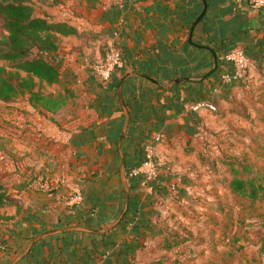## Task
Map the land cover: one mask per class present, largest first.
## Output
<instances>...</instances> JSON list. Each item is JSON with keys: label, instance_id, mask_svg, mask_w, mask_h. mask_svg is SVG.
<instances>
[{"label": "crops", "instance_id": "obj_1", "mask_svg": "<svg viewBox=\"0 0 264 264\" xmlns=\"http://www.w3.org/2000/svg\"><path fill=\"white\" fill-rule=\"evenodd\" d=\"M55 10L41 15L77 28L60 35L49 56L59 77L46 92L61 102L47 108L25 95L0 104V185L12 199L0 206V264L40 232L75 224L99 228L119 215L124 189L117 140L124 111L116 86L129 71L166 86L134 75L121 86L129 113L121 141L129 187L124 217L100 234L71 230L39 238L15 264H223L230 255L218 244L226 227L224 205L216 201L234 194L222 159L246 158L262 144L256 134L264 127V7L235 0H125L123 7L66 0ZM113 29L123 64L100 80L93 67ZM229 42L248 51L251 65L242 81L222 80L230 69ZM213 53L216 73L201 78L214 64ZM201 100L213 107H196ZM155 136L158 182L142 184L130 170ZM42 177L52 180L50 189L36 186ZM171 183L178 202L169 201ZM75 185L82 200L67 205L64 198ZM198 213L208 216L205 222ZM202 222L205 244L198 245L193 232ZM243 248L234 256L248 264L256 252ZM253 263L260 264V256Z\"/></svg>", "mask_w": 264, "mask_h": 264}, {"label": "trees", "instance_id": "obj_2", "mask_svg": "<svg viewBox=\"0 0 264 264\" xmlns=\"http://www.w3.org/2000/svg\"><path fill=\"white\" fill-rule=\"evenodd\" d=\"M32 1L0 0V27L6 31L0 38V59L7 60L11 67L15 68V71H9L0 65V100L10 101L23 96L26 92L30 103H41L44 107L55 108L61 102L60 97L35 89V79L46 85L57 81L59 68L49 56L52 57V53L57 49L59 36L76 33L77 28L66 21L52 20L35 13ZM47 1L53 5L63 3V0ZM234 47L241 48L248 57L246 49L232 42H229L226 52ZM228 65L231 69L230 62ZM217 68L218 65L211 74L216 73ZM20 71L24 72V75H19ZM225 82L231 83L232 80ZM145 157L146 154L142 155L137 167ZM222 162L228 166L230 174L228 186L233 194L251 201L264 199V172L256 170L244 157H230L222 159ZM124 171L128 176L126 163ZM132 171L133 169L130 170L132 175H141L139 181L141 183L144 174L141 172L135 174ZM148 183L155 184L153 181ZM11 200L0 185V206L8 204Z\"/></svg>", "mask_w": 264, "mask_h": 264}, {"label": "rangeland", "instance_id": "obj_3", "mask_svg": "<svg viewBox=\"0 0 264 264\" xmlns=\"http://www.w3.org/2000/svg\"><path fill=\"white\" fill-rule=\"evenodd\" d=\"M66 1V0H63ZM68 2V1H67ZM33 7L35 9V13L37 14H53L55 13V9H58L59 4H49V1L47 0H33ZM70 4V2H69ZM72 4V3H71ZM6 31L3 27H0V38L3 34H5ZM0 65L5 66L7 70L9 71H15V68L11 67L10 63L7 60L0 59ZM19 75H24V72L20 71ZM35 89H39L42 92L47 91V85L44 83H40L35 79ZM48 93V92H47ZM22 95V94H21ZM27 96L28 93H24L23 96ZM21 97V96H20ZM1 104V100H0ZM261 134L257 133L256 137L260 139L261 146H264V127H261ZM260 136V137H259ZM245 141H248V135L245 137ZM251 149V151H246L244 153V156L250 161V163L253 165V167L260 171L264 172V147ZM233 153V152H231ZM230 152H226V155H230ZM242 155V154H241ZM217 171H222V168H217ZM213 181V180H212ZM211 181V182H212ZM169 189L170 185H169ZM171 198L169 201L175 202L177 200L178 194L177 189L175 186V189L170 191ZM216 195H219L215 193ZM192 200L195 203L196 197L191 196ZM219 199L216 201L218 204L223 203V212H221V216L224 217L225 227L226 229L223 232V242L219 241L218 244L224 247H227L228 254L230 255V258L227 257L226 259H223V264H243V260H238L236 262V257L234 256L235 252L241 250L245 251L244 247H252V249L256 252V257L250 259L248 264H254L253 260L257 259V256H260V264H264V199L258 198L254 201L249 200L246 197H242L237 194H226L223 197H218ZM176 199V200H175ZM163 202V201H161ZM178 202V201H176ZM165 203V202H163ZM197 212H201L199 208L195 209ZM192 213V212H191ZM195 213V212H194ZM195 215V214H193ZM203 214L198 213L197 219L200 220V217H202L203 222L206 221L208 216H202ZM194 219V217H192ZM202 222L197 228H195V231L193 232V235L196 237L194 239H198L197 241L205 244V230L206 225ZM185 232L188 233L190 231V228H184ZM216 234H214V237ZM221 236V233L219 234V238ZM228 238V240H226ZM202 239V240H201ZM239 240L244 241L243 244H239ZM250 243V245L248 244ZM216 243H215V250H216ZM251 249V251H253ZM259 253L260 255H258ZM262 254V255H261ZM229 258V259H228ZM219 260V259H218ZM218 260H214L213 263H216ZM166 261L165 264H179V262L183 263L184 261Z\"/></svg>", "mask_w": 264, "mask_h": 264}, {"label": "built area", "instance_id": "obj_4", "mask_svg": "<svg viewBox=\"0 0 264 264\" xmlns=\"http://www.w3.org/2000/svg\"><path fill=\"white\" fill-rule=\"evenodd\" d=\"M113 2L117 7H123L125 0H108ZM236 2H246L251 7H264V0H235ZM118 31L113 29L110 37L105 45V51L101 59L95 63L94 71L100 80H107L110 78L112 71L115 68L121 67L123 64L122 51L117 42ZM225 59L230 62L231 69L222 74L223 81L238 80L242 81L246 78L248 68L251 65L250 60L244 54L239 47L230 49L225 54ZM196 107L212 108V103L207 100L198 101ZM160 139L159 136H155L153 140L146 146V157L141 165L133 169V173H143L144 178L141 181L142 184H146L149 181L158 182L159 173L157 163L155 162L152 151L154 144ZM52 180L48 177L40 178L36 186L40 189L48 190L51 188ZM171 190L175 189L174 183L170 184ZM67 205L79 204L82 200L81 189L78 186H73L70 192L64 198Z\"/></svg>", "mask_w": 264, "mask_h": 264}, {"label": "water", "instance_id": "obj_5", "mask_svg": "<svg viewBox=\"0 0 264 264\" xmlns=\"http://www.w3.org/2000/svg\"><path fill=\"white\" fill-rule=\"evenodd\" d=\"M205 10H206V2L204 1L203 8H202L201 12L198 14V16L196 17V19L194 20V22L191 25L190 34H189V40L191 39V33L193 31V28H194L196 22L202 17V15L204 14ZM213 58H214V64H213L212 68L209 69L201 78H205L207 75H209L215 69V67H216V56H215L214 53H213ZM133 75L147 78V79L151 80L153 83H155L158 86H161V87H165L166 86L165 84H163V83H161V82H159V81H157V80H155V79L149 77L148 75H146V74H144L142 72H139V71L126 72L125 74H123L120 77V79H119V81L117 83L116 91H117L118 98H119V100L121 102V105H122L123 111H124V123L122 125V129L120 131V134H119V137H118V140H117V147H118V151H119V155H120L119 176H120V180H121V183H122V186H123V189H124V202H123V207H122L121 212L119 213V215L115 219L105 223L103 226H101L99 228H92V227L84 226V225H81V224H75V225H68V226L54 228V229H49V230L40 232V233L32 236L29 239V241L26 244V246L21 251H19L9 261L8 264H15L21 257H23L29 251V249L32 246V244L36 240H38L39 238L45 237V236L50 235V234L66 232V231H71V230H79V231H86V232H93V233L100 234V233H103L106 230H109L110 228H112L120 220V218L125 214V212L127 210V206H128L129 187H128V184H127V179H126V175H125V171H124L125 158H124L123 150H122V147H121V141H122V138L124 137V134H125L126 129H127L128 120H129V113H128V111H127V109H126V107L124 105V102H123L121 86H122L123 81L127 77L133 76ZM179 80H180L179 78L175 79V81H179Z\"/></svg>", "mask_w": 264, "mask_h": 264}]
</instances>
